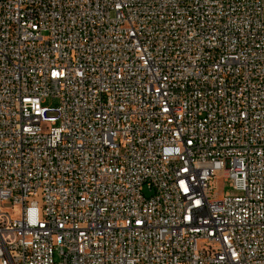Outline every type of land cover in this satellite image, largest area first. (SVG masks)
I'll list each match as a JSON object with an SVG mask.
<instances>
[{"label": "built area", "instance_id": "obj_1", "mask_svg": "<svg viewBox=\"0 0 264 264\" xmlns=\"http://www.w3.org/2000/svg\"><path fill=\"white\" fill-rule=\"evenodd\" d=\"M1 201L0 264H264V0H0Z\"/></svg>", "mask_w": 264, "mask_h": 264}, {"label": "rangeland", "instance_id": "obj_2", "mask_svg": "<svg viewBox=\"0 0 264 264\" xmlns=\"http://www.w3.org/2000/svg\"><path fill=\"white\" fill-rule=\"evenodd\" d=\"M57 104H58L57 100L52 98H46L44 103V105L47 107H56ZM229 184L230 181L228 179H221L220 182L216 184L215 191L217 192L218 195H223L225 193H228L229 195L239 194ZM0 210L8 213L13 219L18 218L20 215V207L12 206L11 202L9 201H1Z\"/></svg>", "mask_w": 264, "mask_h": 264}]
</instances>
